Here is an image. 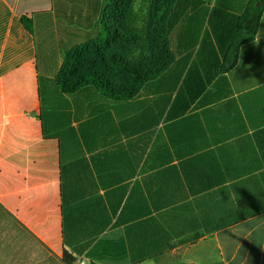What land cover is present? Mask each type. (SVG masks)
<instances>
[{"label": "crops", "instance_id": "obj_1", "mask_svg": "<svg viewBox=\"0 0 264 264\" xmlns=\"http://www.w3.org/2000/svg\"><path fill=\"white\" fill-rule=\"evenodd\" d=\"M248 1L175 0L116 101L59 82L110 0H0V264H264V13L222 68Z\"/></svg>", "mask_w": 264, "mask_h": 264}, {"label": "trees", "instance_id": "obj_2", "mask_svg": "<svg viewBox=\"0 0 264 264\" xmlns=\"http://www.w3.org/2000/svg\"><path fill=\"white\" fill-rule=\"evenodd\" d=\"M110 0L102 19L103 33L97 42L74 50L65 60L59 82L67 92L92 85L116 101L128 100L143 85L163 73L174 60L169 47L168 17L175 0ZM264 13V0H249L240 16L223 70L234 67L239 47L254 40ZM32 31V22L22 18ZM65 260H74L65 253ZM186 264V263H180Z\"/></svg>", "mask_w": 264, "mask_h": 264}, {"label": "rangeland", "instance_id": "obj_3", "mask_svg": "<svg viewBox=\"0 0 264 264\" xmlns=\"http://www.w3.org/2000/svg\"><path fill=\"white\" fill-rule=\"evenodd\" d=\"M145 1H146V0H145ZM138 2H140V0H137V1H136V3H135V4H136V7H137V8H141V9H143V10H146V8H147V4H145V2L143 3V1H141V4H140V3L138 4Z\"/></svg>", "mask_w": 264, "mask_h": 264}, {"label": "built area", "instance_id": "obj_4", "mask_svg": "<svg viewBox=\"0 0 264 264\" xmlns=\"http://www.w3.org/2000/svg\"><path fill=\"white\" fill-rule=\"evenodd\" d=\"M75 264H86L84 260H77Z\"/></svg>", "mask_w": 264, "mask_h": 264}]
</instances>
